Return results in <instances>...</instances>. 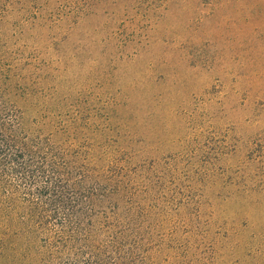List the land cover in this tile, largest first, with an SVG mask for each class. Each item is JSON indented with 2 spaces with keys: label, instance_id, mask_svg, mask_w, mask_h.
Wrapping results in <instances>:
<instances>
[{
  "label": "rangeland",
  "instance_id": "1",
  "mask_svg": "<svg viewBox=\"0 0 264 264\" xmlns=\"http://www.w3.org/2000/svg\"><path fill=\"white\" fill-rule=\"evenodd\" d=\"M0 108L66 162L0 184V264L82 262L116 219L146 264H264V0H0Z\"/></svg>",
  "mask_w": 264,
  "mask_h": 264
},
{
  "label": "trees",
  "instance_id": "2",
  "mask_svg": "<svg viewBox=\"0 0 264 264\" xmlns=\"http://www.w3.org/2000/svg\"><path fill=\"white\" fill-rule=\"evenodd\" d=\"M14 113L15 112L5 113L4 109L0 108V161L2 159L6 164L10 163L11 165L9 173L5 170L1 171L0 169V184L5 185L7 188L8 186L15 188L16 185L13 183L14 180L11 178V175H19L21 180L29 182L30 184L38 183V179L33 176V167L38 170L40 168L41 170H45L47 167H50L54 172H58L59 169H65V155L60 154L55 146L46 141L41 142L38 138H30L27 135L28 133L24 130L20 113L18 112L19 115L17 116L13 115ZM84 178L86 181V179L89 178V175L84 176ZM47 179L49 180H47L41 187L44 195L48 194L47 190L50 188L49 182L51 183L50 178L48 177ZM67 180L69 183V179ZM85 181H82L80 184L87 185ZM108 192L111 194L110 191ZM90 194L91 193L86 194L85 192H81L80 196ZM117 205L118 204L114 205V209H118ZM124 210L126 211L127 209L125 208ZM115 215L117 218H120L119 213L116 212V210ZM28 223L32 227L35 224L34 221L29 219V221L23 220L16 223V226L21 228L22 231H27L28 228L25 230L24 226ZM58 223L59 225L57 227L59 231H78L84 221L77 217H71L70 219L61 218L58 220ZM122 224L123 223L120 220L116 219L115 225L111 227L115 231H111L110 235L108 234L109 243L106 244V246H108L107 249L110 251L105 249L102 251L100 248H96L92 253L78 251L74 255H76L78 259H81L82 262L75 260V263L146 264L147 258L142 255V253H144V250L141 247L142 241H138L137 236L134 235L132 231H121L122 228L126 226H122ZM0 231H2L1 228ZM4 231L8 230L5 229ZM30 231H38L37 226H35V228L33 227Z\"/></svg>",
  "mask_w": 264,
  "mask_h": 264
}]
</instances>
